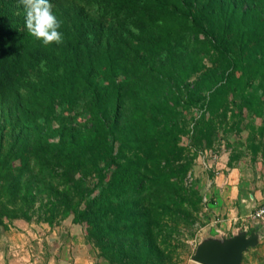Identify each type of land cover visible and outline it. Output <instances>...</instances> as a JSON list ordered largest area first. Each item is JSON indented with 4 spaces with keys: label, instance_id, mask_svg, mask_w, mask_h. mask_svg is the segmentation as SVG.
<instances>
[{
    "label": "trees",
    "instance_id": "trees-1",
    "mask_svg": "<svg viewBox=\"0 0 264 264\" xmlns=\"http://www.w3.org/2000/svg\"><path fill=\"white\" fill-rule=\"evenodd\" d=\"M49 2L60 44L0 0V229L58 180L50 225L60 207L109 264H166L205 204L198 147L246 122L264 145V0Z\"/></svg>",
    "mask_w": 264,
    "mask_h": 264
},
{
    "label": "crops",
    "instance_id": "crops-1",
    "mask_svg": "<svg viewBox=\"0 0 264 264\" xmlns=\"http://www.w3.org/2000/svg\"><path fill=\"white\" fill-rule=\"evenodd\" d=\"M222 168L227 166V159ZM240 171L234 167L219 172L215 179L212 218L209 227L211 237H231L245 229L244 217L250 213L251 206L264 203V191L249 193L252 201L243 198L245 187L239 181ZM244 188V189H243ZM242 191V192H241ZM247 202V203H246ZM216 217V218H215ZM219 224L214 225V220ZM258 229V227H256ZM252 231L250 227L249 233ZM264 236L260 235L259 243L249 248L250 254L244 264H252V258L262 252L260 244ZM260 247H259V246ZM252 257V258H251ZM244 261V259H243ZM250 261V263H249ZM0 264H108L101 258L92 243L86 237L84 227L65 219L60 224L25 222L21 228L0 229ZM193 264H201L193 262Z\"/></svg>",
    "mask_w": 264,
    "mask_h": 264
},
{
    "label": "rangeland",
    "instance_id": "rangeland-1",
    "mask_svg": "<svg viewBox=\"0 0 264 264\" xmlns=\"http://www.w3.org/2000/svg\"><path fill=\"white\" fill-rule=\"evenodd\" d=\"M209 64V62H208ZM193 116L199 115V112H191L188 113L187 119L191 120ZM247 123V122H246ZM246 123L243 126V131L240 133L230 132L226 133L223 129L219 132V136L214 142L212 147H205L204 145L200 148L198 147V156L195 159L194 165L188 176L184 180V184L187 187H191L193 183L197 182V189L199 193L205 197V204L202 206V210L195 215V226L194 228H184L186 230V235L183 238L175 241V245L177 248L174 250L171 259L167 260L166 264H193V255L196 251L198 244L207 237H211L208 224L210 223L212 215H210L211 209L213 207L215 196L212 192L213 187L215 185V179L219 172L226 171V169L238 168L240 171L239 183L241 187H245L243 198H246L248 201H252L249 197V193H255L258 190L264 191V145L262 149L259 151L258 155H254L252 149L250 148V129L246 128ZM261 120L257 121V125L261 124ZM14 136L8 135L5 140H10ZM259 140V138H258ZM182 144L187 146L192 152L196 151V147L192 143L190 137L184 136ZM231 155H235L234 159V167H230L228 162H226L227 166L222 168V162H225L224 157H226L227 161ZM77 179L84 178V175L79 173L76 176ZM86 184L89 186H93V184L97 181L95 174L90 175L85 178ZM41 188L42 192H40L37 196L35 206L33 208V215L30 220L26 218H16L11 222L9 220V228H21L22 223L25 222H35L39 223H48L46 218L50 216L47 211L49 207H51L50 202L59 199V195L55 196L56 189H63V185L58 180H54L51 183V180H48L45 185ZM244 189V188H243ZM242 192V191H241ZM62 202V201H60ZM247 203V202H246ZM59 206H64L63 203H60ZM258 207V204L255 206H251L250 213L244 217V222L246 225L247 219H249V215L252 211H254ZM61 210V208L59 207ZM60 210L57 211L56 218L54 220L55 224H60L65 219H73V215L65 216L60 213ZM216 218V217H215ZM252 222V221H251ZM219 224V220H214V225ZM252 230L258 229L260 230V235L264 236V227L258 223L252 222L250 224ZM84 231L86 234V229L84 226ZM250 234V233H248ZM93 245V243H92ZM262 248V252L260 254H256V257L252 258V264H264V243L260 244ZM94 248L97 250L95 245ZM259 246V245H258ZM260 247V246H259ZM98 252V250H97ZM102 258V257H101ZM250 258V254H247L246 259ZM104 259V258H103ZM245 259V261H246ZM108 264L109 262L104 259ZM242 264H244V262ZM250 263V261H249Z\"/></svg>",
    "mask_w": 264,
    "mask_h": 264
},
{
    "label": "water",
    "instance_id": "water-1",
    "mask_svg": "<svg viewBox=\"0 0 264 264\" xmlns=\"http://www.w3.org/2000/svg\"><path fill=\"white\" fill-rule=\"evenodd\" d=\"M242 229L231 237H207L192 257L201 264H242L245 253L259 243L260 230Z\"/></svg>",
    "mask_w": 264,
    "mask_h": 264
},
{
    "label": "clouds",
    "instance_id": "clouds-1",
    "mask_svg": "<svg viewBox=\"0 0 264 264\" xmlns=\"http://www.w3.org/2000/svg\"><path fill=\"white\" fill-rule=\"evenodd\" d=\"M20 4L25 9V27L28 34L41 40L44 45L62 43V33L58 30L61 25L49 0H20ZM131 30L137 31L135 28Z\"/></svg>",
    "mask_w": 264,
    "mask_h": 264
},
{
    "label": "built area",
    "instance_id": "built-area-1",
    "mask_svg": "<svg viewBox=\"0 0 264 264\" xmlns=\"http://www.w3.org/2000/svg\"><path fill=\"white\" fill-rule=\"evenodd\" d=\"M248 218L249 219H247L246 221L247 224L245 225V229L250 230V224L252 222L263 225L264 227V203L259 205L254 211H252Z\"/></svg>",
    "mask_w": 264,
    "mask_h": 264
}]
</instances>
